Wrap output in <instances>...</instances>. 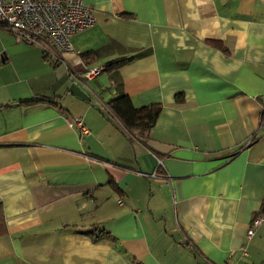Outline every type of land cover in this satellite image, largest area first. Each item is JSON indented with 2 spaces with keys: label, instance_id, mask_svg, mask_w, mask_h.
Masks as SVG:
<instances>
[{
  "label": "crops",
  "instance_id": "1",
  "mask_svg": "<svg viewBox=\"0 0 264 264\" xmlns=\"http://www.w3.org/2000/svg\"><path fill=\"white\" fill-rule=\"evenodd\" d=\"M82 1L68 52L0 35V264H264V0Z\"/></svg>",
  "mask_w": 264,
  "mask_h": 264
},
{
  "label": "built area",
  "instance_id": "2",
  "mask_svg": "<svg viewBox=\"0 0 264 264\" xmlns=\"http://www.w3.org/2000/svg\"><path fill=\"white\" fill-rule=\"evenodd\" d=\"M94 21L92 9L82 0H0V31H8L18 42L37 47L45 54L48 48L70 51V37L89 28ZM102 70L90 69L82 79H93ZM74 124L81 133H87L81 119H76ZM260 222L261 218L255 220L253 228ZM253 228L247 232L249 238Z\"/></svg>",
  "mask_w": 264,
  "mask_h": 264
},
{
  "label": "trees",
  "instance_id": "3",
  "mask_svg": "<svg viewBox=\"0 0 264 264\" xmlns=\"http://www.w3.org/2000/svg\"><path fill=\"white\" fill-rule=\"evenodd\" d=\"M45 58V57H44ZM126 63V60H117L107 66V70L119 68ZM45 102L53 106H59L56 98L37 99L33 101H23L21 103L32 104ZM110 113L117 118L122 127L129 134V137L135 141L145 144L148 132L153 128L161 106L159 104H149L147 106L136 108L128 96L116 97L107 103ZM103 236L110 237L108 233L99 231L97 239Z\"/></svg>",
  "mask_w": 264,
  "mask_h": 264
},
{
  "label": "rangeland",
  "instance_id": "4",
  "mask_svg": "<svg viewBox=\"0 0 264 264\" xmlns=\"http://www.w3.org/2000/svg\"><path fill=\"white\" fill-rule=\"evenodd\" d=\"M3 32H4V31L1 30V31H0V33H1L0 35L4 34ZM11 36H12V35H11ZM1 37H2V36H1ZM1 37H0V39H1ZM12 37L15 39L14 36H12ZM15 40H16V39H15ZM16 43H18V44H15V43L13 42L10 46H12L15 50H19V52H20V49H23V47H21V45L24 46L25 43L20 42V41H19V42L17 41ZM4 44H5V43H3L2 47L5 46ZM31 47H34V46H31ZM35 48H37V47H35ZM24 65H25V64H24ZM7 70H10V73L12 74V72H14L15 69H14V68H12V69H11V68H7ZM12 76H13V74H12Z\"/></svg>",
  "mask_w": 264,
  "mask_h": 264
}]
</instances>
